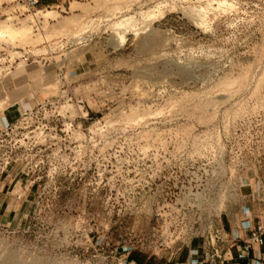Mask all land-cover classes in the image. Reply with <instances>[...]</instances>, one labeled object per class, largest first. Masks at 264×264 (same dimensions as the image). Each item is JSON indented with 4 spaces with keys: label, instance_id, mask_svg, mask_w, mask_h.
<instances>
[{
    "label": "rangeland",
    "instance_id": "rangeland-1",
    "mask_svg": "<svg viewBox=\"0 0 264 264\" xmlns=\"http://www.w3.org/2000/svg\"><path fill=\"white\" fill-rule=\"evenodd\" d=\"M43 1L0 0V264L264 225V0Z\"/></svg>",
    "mask_w": 264,
    "mask_h": 264
},
{
    "label": "crops",
    "instance_id": "crops-1",
    "mask_svg": "<svg viewBox=\"0 0 264 264\" xmlns=\"http://www.w3.org/2000/svg\"><path fill=\"white\" fill-rule=\"evenodd\" d=\"M43 2L49 6L52 0H44ZM248 236L249 234L247 233L238 232L237 234V230H233V234L231 235L233 240L224 247L221 258L214 262V264H264V246L253 244L248 251H244V241ZM203 257V247L196 246L194 249H186L181 256L175 259L174 264L196 262L202 260ZM133 259L138 264H168L172 262L171 258L168 257H158L142 253L133 254Z\"/></svg>",
    "mask_w": 264,
    "mask_h": 264
},
{
    "label": "built area",
    "instance_id": "built-area-1",
    "mask_svg": "<svg viewBox=\"0 0 264 264\" xmlns=\"http://www.w3.org/2000/svg\"><path fill=\"white\" fill-rule=\"evenodd\" d=\"M37 3H38V0H31L30 2L31 5H36ZM223 238H222L223 239L222 242H224L222 244L223 246L215 249L211 255L206 253L205 258L202 259L201 261L187 262L184 264H212L215 258L220 259L223 254L224 247L233 240L231 236L228 238V234H227V237H223ZM253 244L264 246V225L252 231L249 234V236L245 239L244 245H243L244 251H248L253 246ZM119 264H138V262L130 258H123L119 262Z\"/></svg>",
    "mask_w": 264,
    "mask_h": 264
},
{
    "label": "bare ground",
    "instance_id": "bare-ground-1",
    "mask_svg": "<svg viewBox=\"0 0 264 264\" xmlns=\"http://www.w3.org/2000/svg\"><path fill=\"white\" fill-rule=\"evenodd\" d=\"M51 13V12H50ZM133 20V17H126V18H124V19H122L121 21H120V23H123V22H130V21H132ZM119 23V22H118ZM69 24V23H68ZM129 24V23H128ZM9 27V26H8ZM65 27V26H64ZM11 28V27H10ZM1 29V28H0ZM22 29L23 28H21L20 30H21V32H22ZM65 29V28H64ZM7 30H8V28H7ZM10 30V29H9ZM11 31V30H10ZM13 31V30H12ZM58 31V30H57ZM16 32V31H15ZM14 32V33H15ZM19 32V31H18ZM12 33V32H11ZM26 33H28L27 31H26ZM16 34V33H15ZM17 34H19V33H17ZM23 35H25V34H23ZM26 37H28V36H26ZM25 38V37H24ZM21 39H22V35H21ZM244 76V75H243ZM245 77H246V74H245ZM244 78V77H243ZM242 79V78H241ZM240 80V79H239ZM237 81V80H236ZM240 82H242V81H240ZM235 83V82H234ZM239 83V82H238ZM245 82L243 81V84H244ZM226 84V83H225ZM231 84V83H230ZM235 84H237V83H235ZM241 84V83H240ZM240 84H237V85H240ZM227 87H229V84H228V86ZM226 87V88H227Z\"/></svg>",
    "mask_w": 264,
    "mask_h": 264
}]
</instances>
